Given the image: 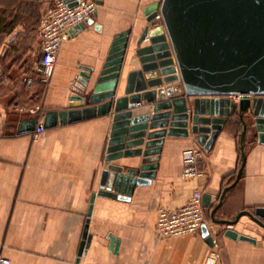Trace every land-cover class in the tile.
<instances>
[{
  "label": "crops",
  "instance_id": "1",
  "mask_svg": "<svg viewBox=\"0 0 264 264\" xmlns=\"http://www.w3.org/2000/svg\"><path fill=\"white\" fill-rule=\"evenodd\" d=\"M53 1L0 0V255L10 264H203L212 244L206 242L202 227L196 234L174 238H159L155 232L158 208H179L197 190L211 197L205 225L221 250L217 264H264V227L242 215L233 231L255 243L233 240L224 235L227 227L211 216L225 189L216 220H233L243 211L253 214L264 208V146L257 142L252 120L246 119L245 165L237 182L242 124L236 113L199 162L197 179L182 178V151L199 145L195 135L190 131L186 138L166 136L156 177L137 186L128 201L97 194L108 165L113 105L108 115L57 124L37 138L33 131H18L22 121L43 123L47 112L68 108L81 67L93 70L86 90L90 94L114 37L130 30L116 98L123 96L127 74L140 69L135 51L147 24L144 12L159 0H97L94 14L62 43L53 75L43 83L36 69L38 28ZM27 78L33 82L27 84ZM192 101L187 99L189 111ZM16 106L39 111L18 113ZM136 106L134 116L152 112L146 101ZM141 158H122L114 164L137 168ZM89 212L91 240L78 257ZM111 238L119 241L116 251L110 249Z\"/></svg>",
  "mask_w": 264,
  "mask_h": 264
},
{
  "label": "water",
  "instance_id": "2",
  "mask_svg": "<svg viewBox=\"0 0 264 264\" xmlns=\"http://www.w3.org/2000/svg\"><path fill=\"white\" fill-rule=\"evenodd\" d=\"M144 14L147 24L135 51L140 69L127 74L124 95L116 98L130 30L114 37L90 94L86 90L93 70L81 67L71 88L74 94L68 108L47 112L44 129L108 115L113 105L105 158L108 165L102 171L97 194L128 201L137 186L150 184L156 177L166 136L186 138L191 131L208 152L222 127L237 113L242 124V163L237 182L245 165L247 118L254 123L258 144L264 146V0H159L149 5ZM158 19L161 25L156 24ZM146 41L148 44L143 46ZM232 96L239 97L237 103ZM188 98L193 99L190 111ZM141 101L152 106V112L134 116L136 104ZM37 123V119L22 121L18 131L32 132ZM133 157H142L137 168L114 164ZM225 192L226 189L211 212L212 220L227 227L226 237L255 243L233 231V225L247 215L264 227V208H256L253 214L243 211L233 220H216L214 215L223 204ZM94 198L95 194L91 202ZM202 201L205 208L211 205L208 194L202 196ZM90 215L91 212L78 257L91 240ZM202 231L206 242L212 244L206 225ZM118 244L111 238L110 249L116 251Z\"/></svg>",
  "mask_w": 264,
  "mask_h": 264
},
{
  "label": "built area",
  "instance_id": "3",
  "mask_svg": "<svg viewBox=\"0 0 264 264\" xmlns=\"http://www.w3.org/2000/svg\"><path fill=\"white\" fill-rule=\"evenodd\" d=\"M97 0H54L43 11L38 28L40 38V56L36 69L43 83H49L55 68L59 50L64 41L77 26L86 22L96 11ZM162 23H160L161 25ZM32 78L26 83L31 84ZM238 99L239 97L232 96ZM18 113L36 114L39 108L24 110L16 106ZM42 122H38L33 137L37 138L44 132ZM206 157V151L200 145L192 146L182 151V178L194 180L201 175L199 162ZM205 207L202 195L194 191L188 202L176 209L159 207L155 223V232L159 238H174L196 234L205 225ZM221 258V250L216 239H212V248L203 264H217ZM0 264H10L7 257L0 255Z\"/></svg>",
  "mask_w": 264,
  "mask_h": 264
}]
</instances>
